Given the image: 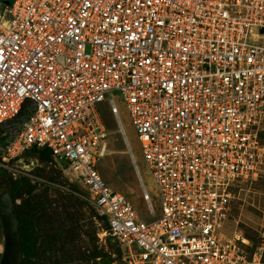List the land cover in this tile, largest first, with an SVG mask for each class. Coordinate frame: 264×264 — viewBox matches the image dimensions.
I'll return each instance as SVG.
<instances>
[{
	"label": "built area",
	"instance_id": "1",
	"mask_svg": "<svg viewBox=\"0 0 264 264\" xmlns=\"http://www.w3.org/2000/svg\"><path fill=\"white\" fill-rule=\"evenodd\" d=\"M123 102L159 195L147 217L100 176ZM264 0L0 3V153L47 150L80 182L123 264H264V215L228 231L264 173Z\"/></svg>",
	"mask_w": 264,
	"mask_h": 264
},
{
	"label": "rangeland",
	"instance_id": "2",
	"mask_svg": "<svg viewBox=\"0 0 264 264\" xmlns=\"http://www.w3.org/2000/svg\"><path fill=\"white\" fill-rule=\"evenodd\" d=\"M11 1L0 0V3L7 6ZM111 95L115 98L121 127L116 118L105 110L104 120L110 131L109 152L96 167L106 183L124 195L139 215L146 218L142 186L135 166L156 212L158 191L152 173L141 156L126 107L116 93ZM259 136L264 145V124ZM0 168L4 170L3 175L20 180L21 195L30 192L28 198L40 204L45 212L38 223L41 227L38 242L42 260L35 253L28 264H123L119 247L108 232L107 223L88 201L87 190L67 175L59 162L30 151L19 159L6 162L0 153ZM16 203H21V200H16ZM263 215L264 173L251 184H241L235 188L229 207L228 231L238 228L253 234L260 230ZM50 236H56L59 240L52 243ZM3 246L2 236L0 258Z\"/></svg>",
	"mask_w": 264,
	"mask_h": 264
},
{
	"label": "trees",
	"instance_id": "3",
	"mask_svg": "<svg viewBox=\"0 0 264 264\" xmlns=\"http://www.w3.org/2000/svg\"><path fill=\"white\" fill-rule=\"evenodd\" d=\"M105 112V110H104ZM104 112L102 114L104 118ZM30 153L33 154H41L44 157L51 159V154L49 151L43 149L39 151L31 150ZM4 170L0 168V193L7 189L10 193L12 204L14 207V212L16 214L18 232L20 237V257L19 264H28L29 259L35 256H38L39 260L41 255V246L38 242V235L41 234V227L38 224L45 212H43L40 204L36 202H31L28 198L30 192L23 193L25 194V198L21 195V191H19V182L20 180H13L12 178H8L6 175L2 173ZM20 199L21 203L17 204L16 200ZM104 220V219H103ZM106 222V221H105ZM3 236L2 227L0 224V238ZM55 237V238H54ZM50 236V241L54 243L59 240L56 236ZM34 250L33 254L31 252ZM120 250V249H119ZM44 251L42 250V253ZM121 254V253H120Z\"/></svg>",
	"mask_w": 264,
	"mask_h": 264
},
{
	"label": "water",
	"instance_id": "4",
	"mask_svg": "<svg viewBox=\"0 0 264 264\" xmlns=\"http://www.w3.org/2000/svg\"><path fill=\"white\" fill-rule=\"evenodd\" d=\"M0 224L4 239L0 264H19L20 237L16 214L7 189L0 193Z\"/></svg>",
	"mask_w": 264,
	"mask_h": 264
}]
</instances>
